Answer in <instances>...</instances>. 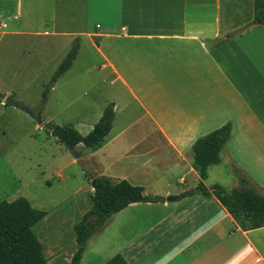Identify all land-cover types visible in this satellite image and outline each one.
<instances>
[{
  "label": "crops",
  "instance_id": "crops-1",
  "mask_svg": "<svg viewBox=\"0 0 264 264\" xmlns=\"http://www.w3.org/2000/svg\"><path fill=\"white\" fill-rule=\"evenodd\" d=\"M76 2L0 0L4 35L21 41L47 36L51 40H37L44 53L71 49L77 40L81 50L86 43L113 86L96 121L74 126L89 134L106 106L116 104L103 144L91 154L79 145L80 159L67 162V168L82 165L81 172L67 175L69 185L77 176L83 182L67 197L75 201L67 206V218L73 217L67 264L77 252L75 225L92 207L90 175L126 180L165 201L134 203L114 215L93 246L87 242L80 264H104L116 254L129 264H264V227L244 228L215 197L180 199L200 182L193 144L228 122L234 125L231 140L205 184H217L209 181L211 170L223 167L238 188L237 167L248 186L264 194V26L239 31L253 21L254 0H118L117 21L89 6L78 18L70 9ZM97 13L106 19L92 22ZM46 27L51 31L43 32ZM170 196L179 198L168 201ZM38 239L45 259L61 264L64 241L46 250Z\"/></svg>",
  "mask_w": 264,
  "mask_h": 264
},
{
  "label": "rangeland",
  "instance_id": "rangeland-1",
  "mask_svg": "<svg viewBox=\"0 0 264 264\" xmlns=\"http://www.w3.org/2000/svg\"><path fill=\"white\" fill-rule=\"evenodd\" d=\"M87 6L100 7L103 12L112 14L115 21L118 20V0H77L70 9L81 18L85 16ZM63 11L62 8L61 13ZM105 14L97 13L96 18L92 14L90 20L104 21ZM3 21L8 22V17ZM79 22L78 19L73 29L78 28ZM251 23L239 31L248 29ZM5 31L6 26L3 25L0 29V94L4 97L14 95L35 114L41 112L43 123L38 124L23 110L24 107H5L4 102L0 103V203L25 197L35 208L46 211L47 219L40 222L34 232L46 250L55 249L59 239L63 240L65 251L59 260L61 264H67V230H71L73 220V217L67 218V206L75 204L74 200L67 202V197L78 189V183L81 185L83 182L77 176L69 185L66 178L68 174L81 172L82 165L67 168V162L73 155L65 144L49 134L46 125L50 122L76 126L96 121L100 107L110 97L113 86L99 71L101 64L96 51L84 43L72 68L51 85L50 88L55 86V89L50 90L48 103L43 106L42 93L50 85L70 46L62 51L56 46L44 53L37 48V40L51 38L42 35L32 38L36 40L21 41L4 35ZM44 31L51 30L46 27ZM87 153L92 151L87 149ZM60 173L66 180L61 179ZM209 181L227 189L234 188L231 174L223 167L213 168ZM84 182L87 184L86 179ZM86 187L89 200V187ZM96 238L94 236L88 241L89 246H93Z\"/></svg>",
  "mask_w": 264,
  "mask_h": 264
},
{
  "label": "trees",
  "instance_id": "trees-1",
  "mask_svg": "<svg viewBox=\"0 0 264 264\" xmlns=\"http://www.w3.org/2000/svg\"><path fill=\"white\" fill-rule=\"evenodd\" d=\"M250 26H264V0H254V16ZM223 43V42H222ZM80 50L77 40L54 72L50 85L43 91L41 104L49 98L51 85L67 73ZM5 107L23 108L24 104L14 95L1 96L0 103ZM114 102H110L92 131L82 135L74 126L48 123L50 135L76 150L82 145L85 149L100 147L110 134L115 119ZM234 125L232 122L198 138L192 146L193 167L199 173L200 182L180 196V199L194 194L207 198L215 197L244 228L253 230L264 227V194L248 186V181L240 169L234 168V174L240 180L238 188L227 189L219 184L207 187L205 181L211 166L222 162V152L231 140ZM94 189L92 208L83 220L75 225L77 252L70 264H80L87 242L100 233L111 218L134 203L164 202L162 196L145 195L142 186H135L126 180H113L106 176H89ZM47 212L39 210L25 197L0 203V264H50L43 255V244L33 231ZM104 264H129L121 254H116Z\"/></svg>",
  "mask_w": 264,
  "mask_h": 264
},
{
  "label": "water",
  "instance_id": "water-1",
  "mask_svg": "<svg viewBox=\"0 0 264 264\" xmlns=\"http://www.w3.org/2000/svg\"><path fill=\"white\" fill-rule=\"evenodd\" d=\"M23 110L30 116L32 117L38 124H42L43 120H42V115L41 113L35 114L31 109L24 107ZM70 153L73 155V157L75 159H80L81 154L78 153L77 151H75V149L73 148H69ZM179 197L178 196H170L167 197L168 201H176Z\"/></svg>",
  "mask_w": 264,
  "mask_h": 264
},
{
  "label": "built area",
  "instance_id": "built-area-1",
  "mask_svg": "<svg viewBox=\"0 0 264 264\" xmlns=\"http://www.w3.org/2000/svg\"><path fill=\"white\" fill-rule=\"evenodd\" d=\"M5 26V25H4Z\"/></svg>",
  "mask_w": 264,
  "mask_h": 264
}]
</instances>
